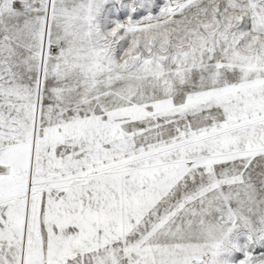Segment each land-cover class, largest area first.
Masks as SVG:
<instances>
[{"label":"snow or ice","instance_id":"obj_1","mask_svg":"<svg viewBox=\"0 0 264 264\" xmlns=\"http://www.w3.org/2000/svg\"><path fill=\"white\" fill-rule=\"evenodd\" d=\"M0 264H264V0H0Z\"/></svg>","mask_w":264,"mask_h":264}]
</instances>
